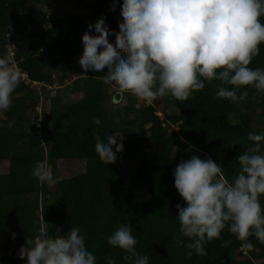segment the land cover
Returning <instances> with one entry per match:
<instances>
[{
    "label": "trees",
    "instance_id": "16d2710c",
    "mask_svg": "<svg viewBox=\"0 0 264 264\" xmlns=\"http://www.w3.org/2000/svg\"><path fill=\"white\" fill-rule=\"evenodd\" d=\"M38 1L0 0V57L9 58L6 48L14 46L10 60L25 75L11 107L0 112V163H7L0 171V264H26L21 249L41 227L50 237L77 229L97 264L108 258L131 264L106 241L120 223L133 229L136 251L148 254L149 264H264V244L249 237L254 249L247 251L227 227L205 243V256L193 252L189 258L190 241L180 235L176 218L177 206L185 204L173 177L180 162L197 155L219 163L231 182L239 170L236 157L253 146L249 133H264V95L248 87L243 101L219 99L213 81L185 101L166 96L149 104L104 85L97 78L103 72L78 67L72 78L87 25L104 18L115 44L123 0H79L83 9L65 16L48 14ZM259 48L249 67L264 69V45ZM46 87L54 88L53 96ZM115 133L123 135L122 151L106 165L96 157L95 138ZM73 159L83 161L82 172L60 176L58 161ZM37 161L52 167L54 187L32 177ZM123 161H137L126 176ZM132 189L146 191L149 200L140 202Z\"/></svg>",
    "mask_w": 264,
    "mask_h": 264
},
{
    "label": "clouds",
    "instance_id": "9594fccd",
    "mask_svg": "<svg viewBox=\"0 0 264 264\" xmlns=\"http://www.w3.org/2000/svg\"><path fill=\"white\" fill-rule=\"evenodd\" d=\"M120 16L114 45L104 18L87 25L77 61L85 73H105L97 78L117 93L149 104L166 96L185 101L205 83L217 81L219 99L243 101L248 87L264 95V69L249 67L264 45V0H123ZM11 58L0 57V112L11 107L25 78ZM93 123L99 127L98 120ZM122 140L119 133L104 140L97 136L96 157L106 165L114 163ZM248 140L253 146L236 157L239 170L231 182L210 158L192 155L175 167L174 187L185 204L177 206L176 218L180 235L190 241L189 258L193 252L205 256V243L225 227L247 251L254 249L249 237L264 244V133H249ZM31 175L49 187L58 183L46 161H37ZM132 232L128 223H120L107 244L125 252L131 264H149L148 254L137 253ZM25 244L26 264H97L75 228L50 237L41 227ZM106 264L116 261L108 258Z\"/></svg>",
    "mask_w": 264,
    "mask_h": 264
},
{
    "label": "rangeland",
    "instance_id": "374dc122",
    "mask_svg": "<svg viewBox=\"0 0 264 264\" xmlns=\"http://www.w3.org/2000/svg\"><path fill=\"white\" fill-rule=\"evenodd\" d=\"M92 1L96 0H83L84 4H89ZM39 5L48 13V14H53L55 16H65L70 14L71 12H78L82 10L83 6L82 4L79 3V0H39L38 1ZM76 60L74 61V68L71 70V77L74 78L75 75H77V71H79L78 67L79 64L77 63L78 58H75ZM77 69V70H76ZM33 87L37 91L41 90V85L39 84H32ZM48 91L51 92L50 96L54 95V88H49L46 87L44 88ZM71 99H78L79 95H69ZM123 101L120 103H115L111 106L116 107L117 105L122 104ZM41 105L42 102H38V106L35 109L36 113H39L41 110ZM162 106V105H161ZM40 109V110H39ZM158 114H161L158 112ZM41 117V115H39ZM1 119V116H0ZM137 161H123L121 163V170L120 173L123 176L129 175L132 173V171L136 168ZM7 167V163L3 162L0 163V171L4 172ZM57 169H58V174L62 177H71L79 174L83 170V161L82 160H60L57 163ZM133 193L135 194L137 199H141L140 202L148 201L149 200V195L146 191L141 190V189H132ZM17 255H21V253H17Z\"/></svg>",
    "mask_w": 264,
    "mask_h": 264
},
{
    "label": "built area",
    "instance_id": "2783aa9c",
    "mask_svg": "<svg viewBox=\"0 0 264 264\" xmlns=\"http://www.w3.org/2000/svg\"><path fill=\"white\" fill-rule=\"evenodd\" d=\"M8 51H9V54H10V56H12V52H11V51H12V49H11V48H9V49H8Z\"/></svg>",
    "mask_w": 264,
    "mask_h": 264
}]
</instances>
